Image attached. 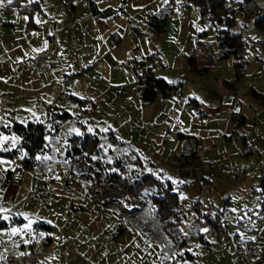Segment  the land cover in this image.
Instances as JSON below:
<instances>
[{"label":"rangeland","instance_id":"374dc122","mask_svg":"<svg viewBox=\"0 0 264 264\" xmlns=\"http://www.w3.org/2000/svg\"><path fill=\"white\" fill-rule=\"evenodd\" d=\"M51 1L43 0L44 12L56 17L57 11L48 7ZM76 1L79 7L87 4V0ZM173 1L181 9L182 19L198 20L207 31L208 59L216 61L208 70L191 71L189 58L183 59L181 53L170 61L165 58L163 45L174 36L176 27L172 21L160 35L138 23L143 34L131 33L116 51L126 50L118 56L129 54L131 59L117 62L105 57L98 61L102 75L94 81L81 70L73 72L72 66L82 59L81 53L91 54L89 45L54 53L53 34L49 32L46 42L51 44L47 48L52 53L51 68H40L35 75L46 83L37 93L22 90L17 79L24 69L19 63L33 58L14 45L26 43L30 14L0 8V209L4 210L0 212V257H4L0 264H6L10 251L21 252L20 242L28 241L25 244L30 246L35 240L39 245L35 248L42 253L39 264H242L237 257L239 240L259 234L264 239V64L255 59L254 49H248L245 74L237 79L235 57H220L217 27L208 17H201L197 5L187 7V0ZM230 1L235 7L243 0ZM254 2L252 14L238 15L250 45L261 37L255 20L264 15V0ZM82 6L78 8L81 14L86 10ZM45 30L43 26L39 34ZM139 36L144 54H140ZM57 38L61 42V34ZM155 52L165 67L158 59L148 58ZM141 61L152 66L157 77L181 84L179 91L144 103L139 85L143 68L134 70L135 62L139 65ZM65 78L68 82L64 86L61 81ZM64 87L70 96L61 100ZM193 99L202 104L205 115L193 107ZM56 107V111L70 114L66 119L58 118L57 142L47 133L37 163L24 167L26 153L22 137L13 130L15 123L44 122L51 129L50 109ZM224 108L245 115L244 125L237 124L234 114L221 112ZM181 132L185 137L179 135ZM88 134H103L99 156L105 160L123 157L127 167L132 158L140 156L147 171L173 183L178 213L172 220L178 221L186 234V245L173 247L160 227L152 200L145 208L128 187L118 185L123 190H113L115 184L103 185L97 165L69 161L70 139ZM193 149L218 165L208 175V189L205 180L191 175L185 178L177 171L194 162ZM108 188L112 190L105 192ZM216 215L225 224L223 234L213 233L209 219ZM5 222L7 226H3ZM29 223L30 228H26ZM13 228L19 229L14 235ZM205 228L207 232L202 231ZM174 252L179 255L171 259ZM188 253L194 258H181Z\"/></svg>","mask_w":264,"mask_h":264},{"label":"trees","instance_id":"16d2710c","mask_svg":"<svg viewBox=\"0 0 264 264\" xmlns=\"http://www.w3.org/2000/svg\"><path fill=\"white\" fill-rule=\"evenodd\" d=\"M23 0H14V3L10 6H5V12L12 9H18L22 12H28L30 14V21L32 23V12L40 5L39 1L32 3H22ZM191 4H195L200 9L202 18L208 17L214 26L217 27V39L219 42V50L221 58H228L230 56L235 57V74L239 79L244 76L246 66L248 63V49L255 50V41L250 45L246 39V32L240 28L241 14L243 17H247L255 10L254 0H243L238 3L237 6H233L230 0H189ZM172 1L165 6L157 10L150 19L148 24L149 29L155 34H162L166 29L167 19L172 15ZM95 10L94 5H92ZM255 26L261 31L264 29V15L258 17L255 20ZM206 33L201 32L198 35L196 46L189 55L190 70L196 73H202L208 70L207 59L209 57L208 47L206 42L201 39L205 37ZM149 59H158L162 66L165 67V63L162 60L159 52H155L148 56ZM138 67L143 68V73L139 75V85L142 91V99L144 103H153L158 96L169 97L174 92H178L181 84H173L168 80L157 77L152 66H147L145 61H141L139 65L135 62L134 70L137 72ZM193 107H195L201 115H205V112L201 108V104L197 99L191 101ZM56 108L50 109L51 117V129L44 122L30 121L27 124L15 123L13 130L22 137V146L25 149V159L23 162L24 167L32 168L37 163V154L42 152L45 148V138L47 133L51 134L52 142H57L56 133L58 131V118L63 117L66 119L69 117V112L56 111ZM55 110V111H54ZM233 116V115H232ZM233 118L237 121V124L244 125L245 115L234 114ZM181 137H185L182 132L179 133ZM103 134H88L84 138L73 136L68 144L66 156L69 161L75 164L81 163H93L98 167V180L103 185L118 184L123 187H128L130 192L134 194L138 202L143 207L148 208V200H152L156 204L155 214L159 216L160 227L167 237L172 241L175 249H181L187 244V236L179 226V222L172 220L177 216L178 206V194L173 190L174 185L170 180L163 181L157 177L153 172H149L144 168L143 159L140 156L132 158L131 166H125L126 159L123 157H117L116 160L110 161L100 157L101 141ZM246 143V137H242ZM124 145V143H122ZM247 144V143H246ZM193 151V150H192ZM196 158L194 164L198 160V153L194 152ZM136 155H138L136 153ZM184 155V154H183ZM112 167L116 168L112 170ZM130 167V168H128ZM264 172V170H263ZM126 173V175H124ZM182 177L188 178L189 175L197 178H201L205 181H210L208 176L194 175L188 172L179 171ZM264 185V180H263ZM213 233L216 235L224 233V222L219 218L211 217L209 219ZM6 223V222H5ZM48 229L50 225L44 224ZM200 238L203 240V236ZM51 238L48 236V244H50ZM262 254L264 255V249ZM262 255V256H263ZM185 258H194V256L188 253Z\"/></svg>","mask_w":264,"mask_h":264},{"label":"crops","instance_id":"0c3cea01","mask_svg":"<svg viewBox=\"0 0 264 264\" xmlns=\"http://www.w3.org/2000/svg\"><path fill=\"white\" fill-rule=\"evenodd\" d=\"M40 1V6L33 11L32 23H29L26 27V43H15L14 45L17 46L18 49L24 50L25 53H27L26 57L30 59L32 57L34 58V56L40 52L37 50H46L48 46L50 47L51 44L46 42V39L50 36L49 32H52L58 42V49H53L54 53L58 51L61 52L62 48L65 50L64 53H69L71 48L74 49L76 47L80 49L88 44L91 54L87 56V54L81 53L82 59H78L79 62L73 63L72 66L74 69L73 72L77 71L78 73L81 70L82 73L86 74L84 76L90 77L92 81L97 80V78L99 79L102 75V72L96 65L98 61H102L105 57L117 62L131 59V55L129 54H126L124 58L118 56L124 55L126 50L118 52L117 54L116 51H119V47L129 38L131 33L143 34L144 31L140 29L138 23H142L148 27L151 16L170 1L173 3L172 15L167 19L165 31L169 28L171 21L175 23L176 27L173 30L174 36L166 42L162 48L163 54L167 60L170 61L175 59L174 57H178L180 53L183 59H188L195 48L198 35L201 32H205L206 36L201 38L204 41L207 37V31L198 25L200 23L198 20H194L193 18H188L187 20H184V18L182 19L181 9L179 6L175 5L173 0H87L86 6L83 5L86 7V10H81L82 14L78 11V8L82 5L79 7L76 0H60L61 2L57 1L56 3L52 0L48 3V7L57 11L56 17H53L54 13L52 12H44L47 7L43 6V0ZM129 3H131V5ZM185 4L187 7L192 5L189 0H187ZM92 5H94L95 10H93ZM122 15L125 19L121 18ZM55 18H57L56 21L53 20ZM37 21L40 22L38 23ZM7 23L10 26L13 24L11 21H7ZM43 26L46 30L41 36L39 33L43 32ZM183 33L186 34L185 36H187V38L182 42L181 37ZM60 34L61 42L57 38ZM39 36H41V38ZM139 39L140 54H144L141 49L143 45L142 38L139 36ZM38 40H41V42L38 43ZM102 42H104V44ZM136 54H139V52ZM214 62L216 61H214L213 58L212 60L207 59L208 66L212 65ZM49 68H51L50 64ZM63 68H65V66H63ZM19 73L17 77V79H19L18 86L22 90L37 93L39 90L44 89L46 83L42 84L43 79L35 77L32 70L23 69ZM65 79L66 82L61 81V84L64 86L68 82V79ZM65 88L66 87H64V89ZM193 151L196 152L197 150L193 149ZM7 225V222L3 224V226ZM257 237L261 239V244L264 249V239L262 235L259 234L254 238ZM252 238L253 237H250V239ZM20 245L21 252H27L39 246L36 244V240L32 241L30 246H27L24 242H20ZM262 255L260 261L264 259V255Z\"/></svg>","mask_w":264,"mask_h":264},{"label":"built area","instance_id":"2783aa9c","mask_svg":"<svg viewBox=\"0 0 264 264\" xmlns=\"http://www.w3.org/2000/svg\"><path fill=\"white\" fill-rule=\"evenodd\" d=\"M51 44L54 50L58 49V42L56 37L53 36ZM53 50V51H54ZM255 59L261 61L264 64V29L261 31V37L255 41ZM52 53L49 50L40 51L34 58L29 61H21L19 64L24 66V69L32 70L34 75H38L39 69H49V59ZM53 75L51 74V77ZM56 81V80H55ZM66 82V79L64 80ZM70 94L66 88L60 93L59 98L61 100L69 97ZM223 113L234 114V111L229 108L221 110ZM218 165L214 161H206L204 156L198 154V160L194 164H188L177 169V171H185L194 175L208 176L217 169ZM205 189H208L207 181L204 184ZM110 189V188H108ZM105 193V192H104ZM263 252L261 239L259 237L255 239H243L239 240L237 247V257L242 264H260V257ZM24 253V255H21ZM41 259V253L38 249L33 248L27 252L10 251L6 256V264H39Z\"/></svg>","mask_w":264,"mask_h":264},{"label":"snow or ice","instance_id":"6c2138e0","mask_svg":"<svg viewBox=\"0 0 264 264\" xmlns=\"http://www.w3.org/2000/svg\"><path fill=\"white\" fill-rule=\"evenodd\" d=\"M29 3H32L33 0H28ZM14 3V0H0V8L5 7L6 5L10 6ZM25 20L29 19V17H24ZM38 23L40 21H37ZM42 50V49H41ZM41 50H37V51H41ZM4 211L3 209H0V212ZM235 211V210H234ZM3 219H7V217H3ZM31 224L29 223L28 225H25L26 228H30ZM19 229L13 228L12 229V234L14 235L16 232H18ZM202 231L207 232L208 229H202ZM252 239H255L254 237ZM28 241H25V243H27ZM21 255H24V253H21ZM179 255V253H173L172 256L170 257L171 259H175V256ZM0 259H4V257H0Z\"/></svg>","mask_w":264,"mask_h":264},{"label":"water","instance_id":"95a60500","mask_svg":"<svg viewBox=\"0 0 264 264\" xmlns=\"http://www.w3.org/2000/svg\"><path fill=\"white\" fill-rule=\"evenodd\" d=\"M114 188H119V189H122V188H120L119 186H118V184H115V187ZM132 205H134V202L132 203ZM131 205V206H132Z\"/></svg>","mask_w":264,"mask_h":264},{"label":"bare ground","instance_id":"6f19581e","mask_svg":"<svg viewBox=\"0 0 264 264\" xmlns=\"http://www.w3.org/2000/svg\"><path fill=\"white\" fill-rule=\"evenodd\" d=\"M116 188H114L113 190H115ZM112 190V189H111ZM110 189H105V192L111 191ZM123 190V189H122ZM125 191V190H124ZM127 192V191H126ZM128 195V194H127ZM132 205V204H131Z\"/></svg>","mask_w":264,"mask_h":264}]
</instances>
